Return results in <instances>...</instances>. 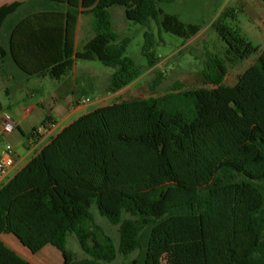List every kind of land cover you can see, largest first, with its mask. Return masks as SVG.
<instances>
[{"label":"trees","instance_id":"16d2710c","mask_svg":"<svg viewBox=\"0 0 264 264\" xmlns=\"http://www.w3.org/2000/svg\"><path fill=\"white\" fill-rule=\"evenodd\" d=\"M176 1L4 4L0 30L6 29L7 37H0V75L10 62L28 77L63 72L79 61L98 62L114 69L108 92L115 94L160 58L150 30L142 49L146 67L137 65L127 55L131 39L114 30L111 9L123 7L129 22L151 28L156 21L188 41L202 28L163 15L158 7ZM234 13L226 8L212 25L227 44L224 57L209 55L203 74L212 88L188 90L177 83L160 97L93 110L53 137L0 189V264H33L2 235L14 236L33 255L53 247L63 255L62 264H114L119 255H136L129 264H264V176L253 179L245 167L247 160L264 164V52L237 84L225 83L230 67L260 52L228 24ZM82 16L94 18V37L78 50ZM37 131L28 137L40 141ZM231 150L237 155L229 157ZM200 154L215 163L211 170L199 162ZM207 172L210 180L195 200H167L169 190L195 187ZM143 192H150L148 203L128 194ZM94 205L119 227V247L96 222ZM71 235L87 258L77 260L68 249Z\"/></svg>","mask_w":264,"mask_h":264},{"label":"rangeland","instance_id":"374dc122","mask_svg":"<svg viewBox=\"0 0 264 264\" xmlns=\"http://www.w3.org/2000/svg\"><path fill=\"white\" fill-rule=\"evenodd\" d=\"M15 1L23 2L26 0H0V5ZM158 7L163 15H175L185 24L199 25L202 28L201 32L194 38L184 41L176 35L164 31L156 21L152 22L151 28L129 22L126 18L125 9L115 6L111 9L114 30L122 38L131 39L127 55L137 65L146 67L147 61L142 55V49L145 44V33L151 30L157 41V47L154 51L160 58L156 67L146 70L144 75L130 86L115 94H110L108 87L114 69L104 67L98 62L80 61L75 72L73 63L65 71H58L61 80H55L49 75L28 77L10 62L4 70L5 72L0 75V116L8 115L23 121L22 128L26 132H30L33 126H42L47 115L52 112L54 101L57 100L65 104L70 99H74L70 88L77 91L74 108L83 99H90V102L85 104L88 107L76 113L72 117L73 120L98 108L122 101L163 96L171 91L177 83L183 84L188 90L212 88L206 83L203 73L207 69L209 55L224 57L226 53L227 44L221 40L212 26L226 8H232L235 11L234 18L229 19L228 24L234 28H239L243 36L254 46L259 47L260 50L258 54L238 66L230 67L226 84H237L243 73L253 66L260 54L264 52V0H177L172 4L160 3ZM93 25L94 18L92 16H83L78 38L80 48L86 40L94 37ZM4 36L7 37L6 29L0 30V37ZM158 80L160 83L155 86ZM82 90H87L89 95L82 96ZM40 103H43L44 107L39 106ZM29 108L31 111L24 118ZM48 121H50L49 118ZM218 128L225 130L222 126L216 127V129ZM15 135L19 137L20 142H27V135H24L20 129L15 131ZM6 145L3 144L2 146L5 147ZM232 150L227 154L229 157L236 154ZM207 159L209 160L207 154L206 156L200 154L199 162L209 164ZM214 165V162H210L209 169L211 170ZM245 167L253 179L264 176V164L257 166L251 160H247ZM207 173L206 176L201 177L200 184L195 187L169 190L167 200L171 204L195 200L199 187L210 180L209 172ZM128 194L139 198L144 203H148L150 199V192ZM115 198L118 199L119 194H116ZM91 212L96 222L103 227L109 236L114 238L116 246L119 247V227L111 225L106 218L102 217L97 205L92 207ZM10 237L14 238L13 236ZM47 249L50 250L39 255H33L29 250L23 252L28 254V258L34 264H62L64 262L63 255L58 250L53 247ZM68 249L77 260L87 258L76 235H71L68 238ZM53 253H56V256ZM135 258L136 255L128 258L119 255L114 264H129Z\"/></svg>","mask_w":264,"mask_h":264},{"label":"crops","instance_id":"0c3cea01","mask_svg":"<svg viewBox=\"0 0 264 264\" xmlns=\"http://www.w3.org/2000/svg\"><path fill=\"white\" fill-rule=\"evenodd\" d=\"M30 1L31 0H26V1H23V2L29 3ZM7 4H10V3H7ZM2 5H4V4H1L0 7ZM82 18H83V16L79 19V23H78V27H77V31H76V47H77L78 50H81L82 47L89 41V39L86 40V42L83 44V46L81 48L78 45V43H79V41H78L79 33L81 32V21H82ZM77 67H78V62L74 63V72L76 71L75 68H77ZM46 75H49L51 78L53 77L55 80H61L60 79V73L58 72V70H52V71L48 72ZM225 83H226V81H225ZM70 92L74 96V99H70L65 104H62V103L58 102L57 100L54 101V103H53L54 106L52 108L51 114H48L47 118L44 120V122H45L48 118H51L53 121L57 122L58 129L56 131H54L53 137H56L63 129H65L67 126H69L70 124H72L75 121V120L72 119V117L76 113H78V112H80V111H82V110H84L85 108L88 107V105H85L86 104L85 103L86 99H83L82 101H80L81 103L76 108H74V105H75V102H76V97H77L76 96L77 95V91L74 88H70ZM39 106L44 107V104L40 103ZM29 111H31L30 108L25 113L24 118L27 117V113ZM3 117L4 116H0V121H1V119ZM16 122L18 123V129H20L24 135H27V137L35 128L38 127V126H33L32 130L30 132H26L22 128L23 121L16 120ZM18 138L19 137H17V135H15V132H14L12 135L8 136L6 139L0 141V151L4 150V148H5L4 146H2L3 144H10V145L13 146V148L15 150V153H16L15 166L10 170L9 175L6 178V180L4 182L0 183V189L7 182H9L15 175H17V173H19L22 169H24L31 162V160L34 157H36L43 150V148L45 146H47L48 143L50 142L49 139L47 140L45 138H42L40 141H34V140L30 139L29 137L27 139V142H20L18 140ZM10 236H12V235H2L1 238L11 249L16 251L23 258H25L28 261L32 262L28 258V254L23 252V251L27 252L28 249H26L18 241V239H16L14 236H13L14 238H12ZM47 248L44 249L41 253H43L46 250H50V249H47ZM53 255L56 256V253H53Z\"/></svg>","mask_w":264,"mask_h":264},{"label":"built area","instance_id":"2783aa9c","mask_svg":"<svg viewBox=\"0 0 264 264\" xmlns=\"http://www.w3.org/2000/svg\"><path fill=\"white\" fill-rule=\"evenodd\" d=\"M90 102L86 99L85 103ZM18 129L16 120L8 115H5L0 121V139L4 140L12 135ZM58 129V124L53 121H47L44 126L38 127L37 134L45 139L51 140L54 131ZM16 153L12 145L7 144L4 150L0 151V183L4 182L9 175L10 170L15 166Z\"/></svg>","mask_w":264,"mask_h":264}]
</instances>
